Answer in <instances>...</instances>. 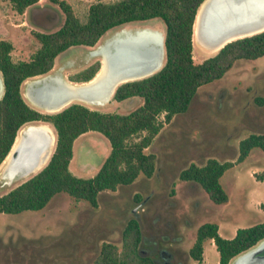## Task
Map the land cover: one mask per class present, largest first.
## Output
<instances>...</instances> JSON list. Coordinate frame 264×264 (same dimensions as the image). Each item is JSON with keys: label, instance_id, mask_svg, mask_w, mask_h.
<instances>
[{"label": "rangeland", "instance_id": "374dc122", "mask_svg": "<svg viewBox=\"0 0 264 264\" xmlns=\"http://www.w3.org/2000/svg\"><path fill=\"white\" fill-rule=\"evenodd\" d=\"M65 1L83 21L88 5L95 0ZM33 7L58 12L57 6L49 0H37ZM29 9L19 14L7 1L0 0V39L11 43L13 61L28 60L38 47L31 31H53L58 27L46 30L34 25ZM139 27L164 31V23L159 18L114 27L93 46L74 45L58 53L45 74L59 71L68 79L95 61L100 64L98 56H90L94 48L122 29ZM216 52L207 53L192 42L191 55L196 63ZM42 75L25 79L20 84V94L30 107L47 113L31 105L24 96L26 80ZM139 103V99L120 102L110 99L102 106L83 105L101 112L122 114ZM158 118L162 120L161 115ZM260 132H264V56L236 60L219 79L197 88L186 111L162 124L144 149L155 156L150 178L139 175L131 184L118 185L113 191H100L95 208L86 201H74L64 193H57L39 210L0 212V264H93L101 243L119 248L122 228L130 217L136 218L142 229V242L138 246L141 255H149L162 264L159 252L164 257L167 254L164 251H169L172 257L171 261L165 259L168 264H214L218 253L209 240L203 243L200 262L187 255L195 230L201 223L214 222L219 235L230 238L237 228L263 220L264 211L259 204L264 202V181L256 179L254 174L264 173V152L253 148L242 161L222 173L219 183L228 196L225 203L211 202L198 184L179 180L178 173L190 163L202 165L208 158L234 161L238 141L250 133ZM29 140L33 145L34 162L37 144ZM72 144L74 152L68 169L81 178L94 175L110 150L108 140L95 131L78 135ZM6 167V178L14 180L28 166H18L17 154ZM30 176L10 184L5 183V177L0 179V195ZM136 195L141 198L139 202L134 199Z\"/></svg>", "mask_w": 264, "mask_h": 264}, {"label": "trees", "instance_id": "16d2710c", "mask_svg": "<svg viewBox=\"0 0 264 264\" xmlns=\"http://www.w3.org/2000/svg\"><path fill=\"white\" fill-rule=\"evenodd\" d=\"M5 1L19 14L30 7V21L34 25L46 30L58 27L53 31H31L39 45L28 60L13 61L10 58L11 43L0 39L3 86L0 97V165L22 127L46 124L55 134L53 151L45 166L0 195V212L4 213L39 210L57 193H64L74 201H86L95 208L100 191H113L118 185L131 184L139 175L150 178L155 156L144 149L162 124L173 115L186 111L197 88L219 79L236 60L264 56V31H261L232 40L214 55L194 62L191 55L194 27L198 10L205 0L202 3V0H95L88 5L83 21L74 15L65 0H49L57 6L58 12L52 8L33 7L37 0ZM151 18H159L164 23L161 67L149 76L117 85L111 96L116 102L139 99L140 103L132 110L122 114L101 112L80 103H70L57 112L42 113L23 100L20 84L29 77L48 72L61 51L74 45L93 46L114 27ZM99 66L95 61L69 76L68 80L81 84L100 70ZM36 78L40 76L26 82ZM160 115L162 120L158 118ZM87 131L102 134L108 140L110 150L94 175L81 178L69 171L68 163L73 140ZM253 148L264 152V132L250 133L240 139L234 161L208 158L202 165L190 163L180 170L178 178L198 184L211 202L225 203L228 196L219 183L220 176L242 161ZM254 177L264 181V173L254 174ZM134 199L141 200L138 195ZM259 207L264 211V202ZM262 238L264 220L237 228L230 238L219 235L216 223L204 222L197 226L187 255L200 262L203 243L212 240L218 253L216 264H228L234 256ZM141 242L142 229L137 219L130 217L122 228L119 248L111 243H101L93 264H160L151 256L138 252Z\"/></svg>", "mask_w": 264, "mask_h": 264}, {"label": "bare ground", "instance_id": "6f19581e", "mask_svg": "<svg viewBox=\"0 0 264 264\" xmlns=\"http://www.w3.org/2000/svg\"><path fill=\"white\" fill-rule=\"evenodd\" d=\"M209 1L211 0H205L201 4L194 27V42L201 46L203 51L207 53H214L228 41L264 30V0H243L244 2L249 1L255 4V12L249 15L251 20H253L252 23L244 28H241L238 33L222 38L215 43H210L207 41L205 42L199 35L198 21ZM160 44L161 34L154 28L139 27L132 30L122 29L91 51L90 56H98L101 64L99 72L92 80L81 84L71 83L63 74L58 71L53 75H46L27 81L25 83L24 96L31 105L47 113L56 112L72 102H80L82 104L91 106H102L110 101L113 90L117 85L125 81L148 76L158 70L161 65ZM121 46L125 47V49L129 53L133 54L136 60L138 59L139 61L136 64H132L134 66L128 67L125 70L116 71L114 68V63L116 61H114L112 55L114 54L115 50ZM147 47H149L148 51H150V54L149 52L148 54L146 53ZM149 56L152 59H150ZM109 65V70H111V72L109 75H107V68H109ZM119 75L123 76L117 77ZM120 78L122 79L118 80ZM94 83H98V86L94 92H90L85 95L77 93L79 89L85 88L86 86L92 85ZM1 94L2 89L0 88V97ZM29 125L35 126L27 127L28 125H26L17 132L11 150L3 161L4 163L2 162V166L7 165V163L10 162L12 156L15 157V155H17L25 140L30 142L33 150L32 141L29 140V138L34 140L37 144V158L34 162L30 160L24 163L21 160L19 153L18 166H20V168H25L26 166L28 167L23 173L18 175L17 179L14 182L12 181V183H15L16 181L24 179L39 171L46 164L53 150L55 136L51 128L46 124ZM32 155L33 152L30 155L31 158ZM7 168L8 167L4 168L5 178L8 177Z\"/></svg>", "mask_w": 264, "mask_h": 264}, {"label": "water", "instance_id": "95a60500", "mask_svg": "<svg viewBox=\"0 0 264 264\" xmlns=\"http://www.w3.org/2000/svg\"><path fill=\"white\" fill-rule=\"evenodd\" d=\"M202 2H203V0L201 1V3ZM200 4H199V6H200ZM254 5L255 4L253 2H249V1L244 2L243 0H211V1H209V3L205 6L203 13H202V15L198 21V32H199L200 37L205 42L207 41L210 43H212V42L215 43L222 38H225L227 36L238 33V31L241 28H244V27L250 25V23H252L253 20H251V17H249V15H251L252 13L255 12V9H254L255 6ZM195 15H196V13H195ZM194 18H195V16H194ZM262 31H264V30H262ZM259 32H261V31H258L255 33H259ZM255 33H252V34H255ZM160 34H161L160 48H161V65H162V61H163V35L161 32H160ZM252 34H250V35H252ZM250 35H246V36H250ZM228 42H230V41H228ZM225 44H223V45H225ZM148 49H149V47H147L146 53L148 54V52H149V54H150V51H148ZM127 52L128 51L125 49V47L121 46V47H118V49H116L114 54L112 55V57L114 58V61H116L114 63V68L116 69V71L125 70L128 67L134 66L132 64H136L139 61L138 59L136 60V58L133 56V54H131L129 52L127 53ZM128 54H130V55H128ZM149 58H150V56H149ZM150 59H152V58H150ZM161 65H160V67H161ZM99 68H100V66H99ZM109 69H110V65H109V68H107V72H108L107 75H109L111 72V70H109ZM98 70H97V72H98ZM97 72L89 80H87L85 82H89L90 80H92L94 78V76L97 74ZM46 75H50V74H45L42 76H46ZM42 76H40V77H42ZM122 76L123 75H119L117 77H122ZM141 78H143V77H141ZM141 78H138V79H141ZM121 79L122 78H120L118 80H121ZM133 80H136V79H133ZM130 81H132V80H130ZM85 82H80V83H85ZM125 82H127V81H125ZM97 86H98V83H94L92 85L86 86L85 88L79 89L77 91V93L85 95L87 93L94 92L96 90ZM2 87L3 86H2V81H1V77H0V88L2 89ZM115 88H114V90H115ZM114 90H113V92H114ZM34 126L35 125H28L27 127H34ZM8 152H7V154H8ZM32 152H33V150H32V147L30 145V142L25 140L17 154L20 153L21 160L25 163V162L32 160V158L30 157ZM7 154H6V156H7ZM4 158H3V160H4ZM134 210L135 209H133V211ZM161 257H163V256L161 255ZM228 264H264V238L260 239L256 244H254L250 248H248L245 251L234 256L229 261Z\"/></svg>", "mask_w": 264, "mask_h": 264}, {"label": "flooded vegetation", "instance_id": "af4514ba", "mask_svg": "<svg viewBox=\"0 0 264 264\" xmlns=\"http://www.w3.org/2000/svg\"><path fill=\"white\" fill-rule=\"evenodd\" d=\"M18 146V145H17ZM17 148V147H16ZM4 166V165H3ZM0 167V179H4V168L6 167V165L4 166V167ZM18 177V176H17ZM14 179V178H13ZM17 178H15L14 180H12L13 182L16 180ZM11 180H9V178H6L5 179V183H7V184H10V183H12V181ZM164 251V250H163ZM165 253H167L166 254V256H164V257H162V264H168L167 263V261L168 260H170L171 261V257H172V254H170L169 253V251H164ZM160 253V255L159 254H157V255H159V256H161L162 254H161V251L159 252ZM165 259H168L167 261H165Z\"/></svg>", "mask_w": 264, "mask_h": 264}, {"label": "crops", "instance_id": "0c3cea01", "mask_svg": "<svg viewBox=\"0 0 264 264\" xmlns=\"http://www.w3.org/2000/svg\"><path fill=\"white\" fill-rule=\"evenodd\" d=\"M36 4V3H35ZM34 4V5H35ZM54 62V61H53ZM78 137V136H77ZM76 139V138H75ZM75 139L73 140V143H74V141H75ZM73 152H74V147H73V144H72V154H73ZM72 157V156H71ZM70 160H71V158H70ZM70 160H69V162H70ZM257 204H258V202H257ZM263 220H264V216H263ZM210 241V243L213 245V243H212V240H209ZM214 246V245H213ZM217 263V261L214 263V264H216Z\"/></svg>", "mask_w": 264, "mask_h": 264}]
</instances>
